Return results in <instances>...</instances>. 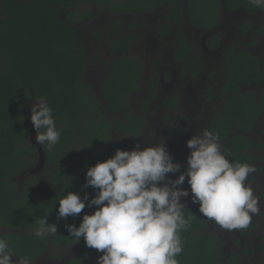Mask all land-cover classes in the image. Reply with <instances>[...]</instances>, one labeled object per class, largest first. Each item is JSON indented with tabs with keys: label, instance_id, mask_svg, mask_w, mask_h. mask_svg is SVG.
Returning a JSON list of instances; mask_svg holds the SVG:
<instances>
[{
	"label": "trees",
	"instance_id": "obj_1",
	"mask_svg": "<svg viewBox=\"0 0 264 264\" xmlns=\"http://www.w3.org/2000/svg\"><path fill=\"white\" fill-rule=\"evenodd\" d=\"M223 1L227 8L245 5L250 12L258 9L249 0ZM87 4L118 13L152 11L165 4L168 20L177 21L181 17V0L1 1L0 226L7 231L0 237L8 241L15 256L14 264L17 257H30L35 261L51 247L65 248L75 242L65 225L78 226L82 216L91 214L95 208L88 207L86 202L82 213L58 219L57 203L62 190L79 192L81 197L86 192L92 198L93 189L81 187L85 184L86 169L110 158L117 149L127 150L125 136L137 139L144 126V118L128 109V95L139 89L143 72L142 61L126 53L130 36L115 38L108 44L110 53L120 50L122 54L109 64L100 85L101 97H96L85 85L87 49L73 25L88 17L87 10H78L79 6ZM220 6L221 0L188 1L192 22L205 29L216 23ZM117 23L115 20L114 25ZM228 63L225 115L224 119H219L214 133L219 135V141H227L225 152L230 154V162L250 164L251 142L244 132L249 131L260 116L264 96L256 98L250 91L242 93L239 84L264 79V55L257 58L240 51L232 54ZM156 79L154 77L152 89ZM41 97H45L52 108L61 136L52 151L40 145L46 160V184L36 176H28L19 186L14 177L38 154L37 146L29 139L30 126L24 107ZM108 113L122 117L110 118ZM112 129L117 134L111 135ZM185 168L186 165L183 171ZM184 213L186 217L191 213L194 216L191 228L182 233L184 250L177 257L179 264H236L237 255L225 262L220 258L218 238L203 231L210 220L198 212L197 204H187ZM45 215L48 223L56 224L57 234L37 238L33 232L38 220ZM80 241H84L83 237ZM101 254L84 243L69 264H81Z\"/></svg>",
	"mask_w": 264,
	"mask_h": 264
},
{
	"label": "clouds",
	"instance_id": "obj_2",
	"mask_svg": "<svg viewBox=\"0 0 264 264\" xmlns=\"http://www.w3.org/2000/svg\"><path fill=\"white\" fill-rule=\"evenodd\" d=\"M249 3L264 10V0ZM30 122L36 143L52 151L61 132L45 97L31 105ZM186 147L190 152L183 172L163 140L155 145L146 142L143 149L138 144L132 150L117 149L110 158L86 169L81 187L90 186L95 193L92 198L86 192L81 197L79 192L62 190L57 218L77 216L86 202L95 208L82 216L78 226L66 224L65 228L72 240L79 242L83 237L86 247L102 253L98 264H179L182 233L191 228L194 216H185L188 201L182 198L197 204L198 212L222 229H246L261 211L260 199L248 182L255 167L230 162L219 135L207 129L188 139ZM177 172L175 179L167 175ZM186 179L189 189L181 187ZM47 215L38 220L33 232L37 238L57 234L56 224L48 223ZM13 257L8 241L0 237V264H14ZM17 258L15 264H32L30 257Z\"/></svg>",
	"mask_w": 264,
	"mask_h": 264
},
{
	"label": "rangeland",
	"instance_id": "obj_3",
	"mask_svg": "<svg viewBox=\"0 0 264 264\" xmlns=\"http://www.w3.org/2000/svg\"><path fill=\"white\" fill-rule=\"evenodd\" d=\"M78 10L89 12L87 18L77 22L73 27L78 39L87 47V66L83 80L96 97H101L99 86L107 73L108 63L118 57V54L108 53V42L125 34H134L130 52L143 63L140 87L138 91L128 95V109L132 113L138 114L144 108L142 103L148 96L150 82H154L153 77L161 79L151 105L145 111L146 126L139 139L134 141L131 135L125 136L127 150H132L137 144L143 149L146 142L155 145L163 140L173 162L181 166L190 152L186 147V141L197 132L207 129L212 118L219 114L224 98L222 86L228 74L225 66L228 50L234 48L252 53L256 57L264 54V33L256 30V27L264 24V10L251 19H244L243 22L249 23V27H243L244 30L241 24L234 25L233 22L224 24L228 19L221 13L219 26L213 33L219 36L222 42L215 43L216 45L212 34L205 36L204 30L193 27L186 14L181 24L180 20L177 21V26L163 34L160 24L165 12L164 7L147 12L121 14L87 4L79 6ZM184 11L187 12L185 7ZM115 19L118 21L116 26ZM133 25L136 26L130 30L129 26ZM180 37H184L185 42L192 46L190 55L183 60L175 56ZM190 68H196L198 72L188 75ZM241 88L253 92L255 97L264 96V79L260 83L243 85ZM169 95L179 98L180 104L177 108L170 109L164 104L165 98ZM33 103L31 101L26 104L24 113L35 136L36 131L30 122V108ZM108 115L110 118L122 117L120 114ZM115 133L117 134V131L112 129L111 135ZM245 134L252 145V148L249 147L252 156L250 164L255 167V172L250 174L248 182L260 199V214L252 217L249 229L247 227L243 230L229 231L210 220L203 231L217 235L222 260L227 261L226 255L229 253H239L241 255L239 264H264V195L262 191L261 195L259 194L260 189H264V108L260 119ZM149 135L153 136L149 138ZM221 147L224 150L226 144H221ZM45 162V154L42 153L40 158L38 152L37 157L23 168L14 180L21 186L28 176H36L46 184L48 174ZM180 172L167 175L175 179ZM181 187L188 189L187 180ZM183 200H187V204H193L188 198H182ZM6 231L7 229L0 226V235ZM83 246L84 241H79L65 248L51 247L32 264H69L70 258ZM82 264H98V260L91 258Z\"/></svg>",
	"mask_w": 264,
	"mask_h": 264
},
{
	"label": "flooded vegetation",
	"instance_id": "obj_4",
	"mask_svg": "<svg viewBox=\"0 0 264 264\" xmlns=\"http://www.w3.org/2000/svg\"><path fill=\"white\" fill-rule=\"evenodd\" d=\"M188 1L189 0H181V17H180V24L182 23V20L184 19V16L186 17V15H187V18H188V21H189V23L193 26V27H195L196 29L198 28L199 30H204L205 31V36L206 35H208V34H212L211 35V37H212V39L214 40V45H216V44H218V42H222V39L219 37V36H217V35H215L213 32H215V30H216V28L219 26L218 25V23H219V20H220V16H221V13L222 14H224L223 16L225 17V18H227L228 19V21H225L224 22V24H226V23H230V22H233V24L234 25H238V24H241V26H242V30H244L243 29V27H245V26H248L249 27V23L248 22H243L244 21V19H246V18H249V19H251V18H253L254 17V15H257V14H259L260 13V11L262 10V9H257L256 11H254V12H250V11H248V10H246L244 7H246L245 5H238L236 8H227L226 6H225V4H224V1L223 0H221V9H220V11H219V14H218V19H217V21H216V23L211 27V28H208V29H205V28H200V27H198V26H196L193 22H192V17H191V14L189 13V11H188ZM161 7H164L165 8V12H164V14H163V16H162V21H161V24H160V27H161V31H162V33L163 34H167L170 30H171V28L173 27V26H177L176 25V22L177 21H179V20H177V21H174L173 19H171V20H168L167 19V16H168V14H167V8H166V5L164 4V5H162V6H160V7H158V8H156V9H159V8H161ZM184 7H185V10L187 11V12H185L184 11ZM156 9H154V10H156ZM153 11V10H152ZM137 12H147V11H137ZM113 13V12H112ZM116 13H118V12H116ZM121 14H124V13H127V12H120ZM186 14V15H185ZM116 20V19H115ZM243 22V23H242ZM136 26V25H135ZM134 26V27H135ZM134 27L133 28H130V26H129V29L130 30H133L134 29ZM166 29H168V31L166 30ZM256 30H258V32H260V33H264V24L263 25H261V26H259V27H256ZM165 31V32H164ZM130 36L131 37V40H130V44H129V47H128V50L126 51V53H128V54H131V55H133L131 52H130V50H131V48H132V44H133V42H134V34H125V35H123L122 37H116V38H123V37H125V36ZM115 39V38H114ZM113 40V39H112ZM111 41V40H110ZM109 41V42H110ZM109 42H108V44H109ZM216 43V44H215ZM181 48H184V49H186V51L185 52H182V51H180L181 50ZM191 48H192V46L190 45V44H188V43H186L185 42V38L184 37H180L179 38V43H178V49H177V51H176V54H175V56H176V58H178V59H180V60H183V59H186L189 55H190V51H191ZM86 49H87V47H86ZM107 51H108V53L109 54H111V55H115V54H118V57L122 54V52L120 51V50H117V51H115V52H109V48H108V46H107ZM238 52H240V50H236V49H234V48H230L229 50H228V52H227V55H226V58H225V66H226V69H227V72L228 73H230V68H229V60L232 58V54H237ZM243 52H245V51H243ZM248 53V52H247ZM249 54H251V55H253L252 53H249ZM264 55V54H263ZM135 56V55H134ZM253 56H255V55H253ZM118 57H117V59H118ZM256 57V56H255ZM260 57V56H259ZM258 58V57H257ZM117 59H115V60H117ZM86 60H87V58H86ZM114 61V60H113ZM112 61H110L109 63H108V67H109V64L111 63ZM87 66V65H86ZM142 67H143V63H142ZM86 70V69H85ZM107 72H108V70H107ZM198 72V70L196 69V68H190V72H188V75L191 73V74H195V73H197ZM85 73V72H84ZM107 74V73H106ZM142 74H143V72H142ZM227 76H228V74H227ZM227 76H226V79H225V81H224V83H223V86H222V92H223V94H224V98H223V102H222V106H221V108L219 109V111H218V113L219 114H216L213 118H212V120H211V122H210V124H209V126L207 127V129L209 130V131H212V132H214V130H215V126L217 125V123L220 121L219 119H224V115H225V110H224V105H225V100H226V97L228 96L225 92H224V86H225V84H226V82H227ZM142 77V76H141ZM141 77H140V79H141ZM154 77H157V76H154ZM153 77V78H154ZM165 77V76H164ZM104 79V78H103ZM164 79H166V77L164 78ZM140 81V80H139ZM160 81H161V79L159 78V80H158V78L156 79V84H155V87L152 89L151 88V84H152V82H150V84H149V93H148V96L143 100V103H142V105H143V109H141V112L140 113H138V114H135V115H138V116H142L143 118H144V126H143V128L141 129V131H140V134L144 131V128H145V126H146V118H145V111H147L148 109H149V107H150V105H151V102H152V98L155 96V94H156V92H157V89H158V87H159V85H160ZM262 82V81H261ZM252 84L253 83H255L256 84V82H251ZM251 83H246V84H244V83H240L239 84V89H240V91L242 92V93H246V92H249V91H244L241 87L243 86V85H248V84H251ZM258 83H260V82H258ZM157 84H158V87H157ZM101 85V84H100ZM99 91H100V86H99ZM136 91H138V90H136ZM135 91V92H136ZM134 93V92H133ZM253 93V92H252ZM254 94V93H253ZM260 96V95H259ZM258 96V97H259ZM258 97H256V98H258ZM164 104L167 106V107H169L170 109H175V108H177L178 106H179V104H180V102H179V98L177 97V96H175V95H169V96H167L166 98H165V100H164ZM146 109V110H145ZM131 111V110H130ZM262 113V112H261ZM261 115V114H260ZM258 119H260V116L257 118V121H258ZM256 121V122H257ZM255 122V123H256ZM244 132V131H243ZM244 133H246V132H244ZM140 134L138 135V138L137 139H134L132 136H131V138L134 140V141H137L138 139H139V136H140ZM248 137V136H247ZM220 142V144H223V143H225L226 144V147L224 148V151H225V149L226 148H228V144H227V141L226 140H222V141H219ZM250 148H252V145H251V147ZM248 151H249V149H248ZM227 153V152H226ZM251 156V155H250ZM252 157V156H251ZM184 165H186V161H184V163L182 164V166H181V172H183V166ZM187 180V179H186ZM187 186H188V189H189V185L187 184ZM264 190V189H263ZM263 190H261L260 189V195H261V191H262V193H263ZM264 198V197H263ZM262 198V199H263ZM194 204V203H193ZM187 205V204H186ZM208 223V222H207ZM206 223V224H207ZM205 224V225H206ZM204 228V227H203ZM248 229H249V227H248ZM211 233V232H210ZM212 235H215L214 233H211ZM216 237H217V235H215ZM218 238V237H217ZM218 243H219V239H218ZM220 246V245H219ZM234 255H237V262H236V264H239V259H240V257H241V255L238 253V254H235V253H232V254H227L226 256V258H227V260L231 257V256H234ZM40 258V257H39ZM39 258H37L35 261H37ZM17 259L15 258L14 259V261H16ZM35 261H32V262H35ZM223 262H225V259H223L222 260ZM84 263V262H83ZM82 264V263H81Z\"/></svg>",
	"mask_w": 264,
	"mask_h": 264
},
{
	"label": "water",
	"instance_id": "obj_5",
	"mask_svg": "<svg viewBox=\"0 0 264 264\" xmlns=\"http://www.w3.org/2000/svg\"><path fill=\"white\" fill-rule=\"evenodd\" d=\"M29 139H30V141H31L34 145L37 146V149H38V152H39V154H40V158H41V155H42V153H43L42 148H41V146H40L39 144L36 143V141H35V136L33 135L31 129H30V133H29Z\"/></svg>",
	"mask_w": 264,
	"mask_h": 264
}]
</instances>
